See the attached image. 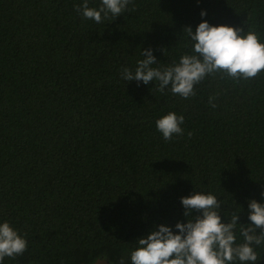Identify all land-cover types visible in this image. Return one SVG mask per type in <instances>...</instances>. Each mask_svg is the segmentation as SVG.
<instances>
[{
	"label": "trees",
	"instance_id": "trees-1",
	"mask_svg": "<svg viewBox=\"0 0 264 264\" xmlns=\"http://www.w3.org/2000/svg\"><path fill=\"white\" fill-rule=\"evenodd\" d=\"M83 2L0 0V224L28 242L0 264H131L138 239L187 222L181 198L195 191L221 201L222 222L240 214L243 243L249 201L264 204V72L208 76L188 99L120 73L144 49L159 68L194 54L184 29L204 20L264 43V0H134L101 23ZM169 112L184 134L165 141L156 121Z\"/></svg>",
	"mask_w": 264,
	"mask_h": 264
},
{
	"label": "clouds",
	"instance_id": "clouds-1",
	"mask_svg": "<svg viewBox=\"0 0 264 264\" xmlns=\"http://www.w3.org/2000/svg\"><path fill=\"white\" fill-rule=\"evenodd\" d=\"M129 5H133L129 8ZM75 10L83 18L96 23L117 18L125 11H135L134 0H101L100 7H89L88 0L76 5ZM207 12L202 11L201 17ZM186 38L192 42L194 54L180 57L179 63L159 68L153 49L141 51L143 59L137 61L135 69H121V79L127 82H143L148 85L158 82V90L163 93L169 88L174 95L188 99L195 95L194 88L208 76L220 73L233 81L251 80L264 72V43L253 30L228 25L213 26L206 20L193 31L184 29ZM166 53V49L163 50ZM155 87L157 85L155 84ZM216 97H209L212 108ZM184 116L169 112L156 121L157 129L165 141L174 135L182 136ZM189 137L192 135L188 133ZM187 222L172 227L159 225L144 238L137 240V247L131 252V264H255L258 254L253 245L264 244V204L249 201L247 226L240 228L243 243H236L235 229L240 214L233 211L230 221L222 222L221 201L211 193L194 192L182 197ZM198 215L193 216V213ZM189 217H192L189 219ZM243 225V224H242ZM28 242L14 230L9 222L0 224V261L5 257L15 259L27 250ZM119 264H125L121 258Z\"/></svg>",
	"mask_w": 264,
	"mask_h": 264
},
{
	"label": "rangeland",
	"instance_id": "rangeland-1",
	"mask_svg": "<svg viewBox=\"0 0 264 264\" xmlns=\"http://www.w3.org/2000/svg\"><path fill=\"white\" fill-rule=\"evenodd\" d=\"M94 264H110L106 259H100Z\"/></svg>",
	"mask_w": 264,
	"mask_h": 264
}]
</instances>
